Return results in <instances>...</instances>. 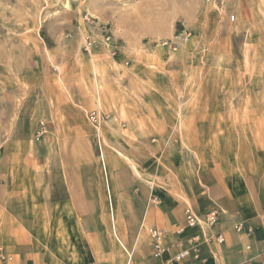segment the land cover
<instances>
[{
	"label": "rangeland",
	"instance_id": "rangeland-1",
	"mask_svg": "<svg viewBox=\"0 0 264 264\" xmlns=\"http://www.w3.org/2000/svg\"><path fill=\"white\" fill-rule=\"evenodd\" d=\"M37 111L80 122L84 159L151 112L165 150L202 137L214 161L222 139L247 156L264 147V0H0V161Z\"/></svg>",
	"mask_w": 264,
	"mask_h": 264
},
{
	"label": "crops",
	"instance_id": "crops-1",
	"mask_svg": "<svg viewBox=\"0 0 264 264\" xmlns=\"http://www.w3.org/2000/svg\"><path fill=\"white\" fill-rule=\"evenodd\" d=\"M147 118L136 124L133 142L104 127L106 146L84 159V132L69 111L61 121L35 112L29 139L7 144L0 161V264H264V147L244 156L243 143L222 139L214 161L209 142L201 137L204 152L192 153L186 137L191 152L171 142L167 151L163 139L172 127L151 125L152 112ZM152 134L158 141L150 144ZM188 208L199 217L217 211L216 225L187 227ZM151 229L164 234L160 257ZM181 251L189 255L177 262Z\"/></svg>",
	"mask_w": 264,
	"mask_h": 264
},
{
	"label": "built area",
	"instance_id": "built-area-1",
	"mask_svg": "<svg viewBox=\"0 0 264 264\" xmlns=\"http://www.w3.org/2000/svg\"><path fill=\"white\" fill-rule=\"evenodd\" d=\"M91 121L93 125L99 124V117L96 114L91 115ZM46 133V127L45 125H42L41 128L36 132L35 139L38 141L42 138V136ZM0 158H1V150H0ZM218 221V212L217 211H211L204 217L197 216L191 208H188L186 210V224L189 228H196L201 227L202 229H211L213 228ZM237 231H241L242 227L241 225H238L235 227ZM150 236L153 240L154 244V250H155V256L160 257L163 253L167 251L166 247H163V237L164 234L158 230L151 229L150 230ZM219 243H223L224 239L221 235L217 238ZM189 253L187 251H181L179 254L175 256V261L180 262L185 257H187ZM2 261H12V257L5 256L1 254Z\"/></svg>",
	"mask_w": 264,
	"mask_h": 264
},
{
	"label": "bare ground",
	"instance_id": "bare-ground-1",
	"mask_svg": "<svg viewBox=\"0 0 264 264\" xmlns=\"http://www.w3.org/2000/svg\"><path fill=\"white\" fill-rule=\"evenodd\" d=\"M104 153V152H103ZM104 156V155H103ZM103 158V157H102Z\"/></svg>",
	"mask_w": 264,
	"mask_h": 264
}]
</instances>
